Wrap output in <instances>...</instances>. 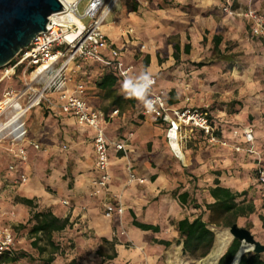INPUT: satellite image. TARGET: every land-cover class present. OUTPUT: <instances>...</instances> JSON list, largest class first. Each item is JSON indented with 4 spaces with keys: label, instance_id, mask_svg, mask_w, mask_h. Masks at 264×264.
Instances as JSON below:
<instances>
[{
    "label": "crops",
    "instance_id": "0c3cea01",
    "mask_svg": "<svg viewBox=\"0 0 264 264\" xmlns=\"http://www.w3.org/2000/svg\"><path fill=\"white\" fill-rule=\"evenodd\" d=\"M125 2L126 0L120 2L109 23L102 29L108 40L121 51L129 45L131 30L142 37H147L153 47L157 43L162 46L164 38L168 39L176 35L172 31L176 24L180 29V24L184 27L189 24L188 17H183L187 16L189 9L201 16L214 12L219 14L224 0H171L174 8L166 10V13L171 15L176 8L180 10L174 24L171 21L157 23L158 20L154 19L164 12L160 8H153L160 4V1L155 0L151 5V14H145L140 20L136 18L135 12H130L133 6L127 10ZM232 9L238 15L230 17L220 11L221 16L218 18L212 19L207 16L204 21L202 18L201 20L196 18L195 24L192 25L195 29L194 42L183 43L180 38L179 43L172 45V49L177 47V52L175 50L172 52L174 60L172 64H176L179 59L184 63L193 59L187 56L183 58L181 47L185 45L186 55L191 48L192 51L198 50L200 43L204 42L203 37L199 39V31L209 24L214 31V44L218 47L225 40V37H220L225 29L238 27V31L243 34L245 33L243 30L248 28V32L251 33L250 23L242 17L246 10H254L264 18V0H235ZM116 14L123 16L118 18ZM258 40L262 55L260 59L264 60V37H259ZM124 51L127 52L126 49ZM195 53L197 54V51L192 54ZM122 59L128 65L132 64L133 76H138L144 69L149 70L156 78L155 92L163 94L166 99V93L172 96L170 100L167 99L169 105L178 109H205L214 127L215 141H210L209 137L197 130L184 129L177 143L181 152L177 153L167 142L165 136L167 125L140 117L139 114L141 112L142 116L145 103L136 98H126L121 81H117L113 93L105 96L94 86L95 80L103 76L105 71L101 70L99 75L88 74L85 82L82 80L85 77L81 78L79 72H75L72 75L73 83L70 88L79 81L84 82L85 100L90 107L102 110L107 115H110L113 110H117L119 114L118 117L107 120L105 133L109 140L124 143L127 155L110 152L111 181L107 193L97 198L90 196L91 182L95 176L91 131L78 126L71 116L50 111L46 107L34 108L28 114L26 121L27 139L37 143L40 150L26 148V164L18 165L15 174L9 173L3 179L4 189H11L9 183H14L13 180L17 178V175L24 174L28 182L25 186H20L23 199L32 202L35 199L41 200V203L46 205L60 203L64 207L67 206V214L58 218L68 217L71 226L81 224L84 232H88L89 236L107 243L114 242V237L118 239L122 230L115 231L117 218L105 219L102 209L108 202L119 201L124 208L122 227L125 240L131 242L136 248L127 250L121 245L114 244L115 258L110 260L111 264H162L160 259L162 251L166 249L171 251L175 248L182 253V242L174 228L177 222L184 219L193 221L197 217H201L205 223L208 222L210 213L206 206L216 202L210 195L211 191L220 188L234 196L243 195L237 202L243 203L244 206L252 205L247 202L249 200L247 193L251 186L254 188L256 197H259L256 178L253 180L252 175L257 172L258 164L264 162V85H250L242 88L241 99L234 98L235 89L230 86L194 87L196 90L189 92L176 89V84L171 82L160 87V77H169L171 74L170 70L167 71L171 65L170 62L167 65L159 64L154 51L146 52L144 61L141 57L136 61L127 60L126 57ZM259 73L262 74V70ZM19 77L20 75L16 79ZM87 79H90L89 82ZM6 82L10 81H4L0 86V99L1 93L6 90V87L2 90L1 87ZM90 82L91 86L88 85ZM189 95L192 96L191 99ZM117 97H120L119 103L114 104ZM174 99L176 104H170V101ZM133 109L139 111L138 117L134 115ZM247 127L253 129V153L248 152L250 146L245 143L243 137V130ZM5 150L7 152V148ZM7 154L9 166L15 162L8 152ZM128 165L136 178L143 181L142 184L128 182L126 173ZM44 172H49L46 180ZM42 181L53 188L56 198L51 197L44 190ZM183 194L188 196L185 201L181 197ZM63 202L66 205H63ZM18 207L22 213L24 209L31 210L21 204ZM251 215L237 218V225L245 228L241 224ZM250 222H252L251 219ZM134 223L157 227L159 231L157 233L142 231L136 228ZM214 228L217 227L209 226L216 237ZM157 241L168 242L170 246L164 247L157 244ZM215 243L216 238L211 251Z\"/></svg>",
    "mask_w": 264,
    "mask_h": 264
},
{
    "label": "built area",
    "instance_id": "2783aa9c",
    "mask_svg": "<svg viewBox=\"0 0 264 264\" xmlns=\"http://www.w3.org/2000/svg\"><path fill=\"white\" fill-rule=\"evenodd\" d=\"M121 1L73 0L71 3L59 1L63 10L54 14L56 15L54 20L49 18L48 30L36 35L26 48L20 50L6 66L0 68V86L4 81L12 82L18 75L23 83L19 91L8 87L1 93L0 145L8 146L7 152L15 162L8 166V171L15 173L18 165L26 164L27 147L35 151L40 150L37 143L27 139L26 121L34 108L46 107L50 111L71 116L78 126L91 131L95 176L91 182L90 196L97 198L107 193L111 181L110 152L127 155L125 144L109 140L105 133L107 120L117 116L118 111L113 110L110 115H106L90 107L85 100V83L79 81L73 88H70V85L73 83L72 75L88 63H95L112 71L122 83L126 75L133 76V67L125 64L121 50L108 40L102 30L109 23ZM234 1L224 0L221 8L222 12L230 17L238 15L232 9ZM81 5L84 6L83 13L79 12ZM69 14L83 25L82 32L75 37L70 36L71 27H66L60 22L63 15ZM242 17L250 23L252 37H264V18L261 15L248 9ZM83 20L86 21L85 24ZM153 78L155 83L146 97L152 102V110L144 105L142 117L167 125L165 136L170 146L172 142L178 143L179 135L184 129L197 130L214 142V127L208 112L205 109H178L169 105L163 94L155 92L156 78ZM243 137L245 143L250 146L248 152L253 153V129L245 128ZM126 173L129 183H143L136 178L129 165L126 167ZM256 173L260 211L264 217V162L258 164ZM18 182L25 185L27 177L20 174ZM62 204L66 205L65 202ZM123 215L124 208L119 201L104 205L105 219L111 220L116 217L121 221ZM120 235L125 236V233L121 231ZM14 247L13 232L10 228L0 226V255L12 257Z\"/></svg>",
    "mask_w": 264,
    "mask_h": 264
},
{
    "label": "rangeland",
    "instance_id": "374dc122",
    "mask_svg": "<svg viewBox=\"0 0 264 264\" xmlns=\"http://www.w3.org/2000/svg\"><path fill=\"white\" fill-rule=\"evenodd\" d=\"M154 1L155 0H126L125 3L127 6V10L130 7L134 6L135 3L137 4L135 13L136 18L140 20L143 19L145 14H151V5ZM156 1H160V4L153 6V8H160L164 11L159 14V16L158 14H156V16L158 17H155L154 19L158 20L157 23H159V21H171V23L173 24L176 23V19H178L179 17L178 11L180 10L176 8L174 14L171 15H168V13H166V10L174 8L172 6L171 0ZM83 10L84 6L81 5L79 7V12L83 13ZM220 11L222 12V10H219V14H215L214 12L209 14L206 13L205 15L201 16L200 14L198 15L194 13L192 9H189L186 13L187 16H183L188 17L187 22H189V24H186L187 26L185 27L183 26V24H180L181 29L177 27V24L176 26L174 25L175 28H173L174 30L172 29V31H174V34L176 35H173L168 39L164 38V44L162 46L157 43L155 44V47H153L147 37H142L137 32L135 33L134 30H131L132 35L129 36V45L128 47L127 45L125 46L127 52L124 51L125 49L122 50V57H126L127 60L130 61H136L141 57L144 61L146 52L154 51V53L157 55L159 64L163 63L167 65L169 62L171 63L170 67L167 68V71L170 70L171 74L169 77H160V87H163V85L165 86L167 82H171L176 84V89H181L189 92L196 90L194 89V87L210 88L216 85L230 86L235 89V93L233 94L234 98L241 99L243 96L242 88L250 85H264V78H262L264 77V60L260 59L262 57L259 51L260 42L258 38L252 37L251 33L248 32V28H245L243 30L245 32L243 34L238 31V27L236 29L230 28L223 30L220 37H225V40L220 46L216 47V45L214 44L215 40L213 39L214 31L209 24L208 26H206L207 29L204 27L201 31H199V39L200 37H203L204 42L200 43V45L198 46V50L195 49L197 51V54L195 53L193 55L192 53L196 51H192L191 48V51L186 55L184 53L185 45L183 44V46L181 47V54H183V58L184 56H187V58L190 59L193 57V59H190L185 63L180 61L179 59L176 64H172L174 61L172 58V52L174 50L172 49V45H174L175 43H179L180 38L183 40V43H189L190 41L194 42L193 34L195 29L192 25L195 24V19L202 18V21H204L207 19V16H210L212 19L216 17L218 18V16H221ZM122 14L116 15L118 16V18H120V16H125V14ZM82 22L84 24L86 23L85 20H83ZM166 31L169 30L166 29ZM118 47L120 46L118 45ZM125 64L128 65L127 63ZM128 66L132 67V64L129 63ZM260 70H262V74L259 73ZM100 72L101 69L97 67V65H86L79 70L78 74L81 78L85 77L82 79L85 82L88 74L92 73L91 75H99ZM91 84V82L88 83L89 86H91ZM22 85V80L19 77L18 79H13L12 82L4 83V85L1 87V90L5 87L6 89L8 87H11L16 91H19ZM166 97L168 100L172 98V96H170V93H166ZM191 97L192 96L189 95L190 99ZM134 112V115L138 117L137 114L139 113V111L134 110ZM104 114L107 115V113ZM139 116L142 117L141 112ZM6 148L8 147L5 145H0V226L10 228V230L15 235L14 249L16 250V252L25 253L28 256V258L21 259L15 264H41L43 259H46L51 255L52 248L49 247L43 240L39 245L40 247H45L46 251L42 255H39L38 251L31 247L32 239H30L28 235L30 226H27L24 229H21L19 227L26 224L29 214H31V212L33 211H50L53 215L61 217L67 214V206L64 207L60 203H56L54 205H46L41 203V200L35 199L33 202V208L30 211L28 209H24L23 213L22 211H19V201L20 199H23V192L22 190H20V186H25L28 182V178L25 185H20L18 182L19 175H17V178L13 180L14 183H9L11 189H4L3 179H5L9 173L15 174L14 172L8 171L7 166L9 159L8 154L5 150ZM256 174V172L253 173V180L256 178ZM43 175L45 176L46 180L49 177V172H44ZM42 187L51 197L56 198L54 197L55 193L53 191V188L48 187L47 183H45L44 181H42ZM247 195L249 199L247 202L252 203L254 212L249 218H246V222H242L241 225L245 227L244 229L251 230L252 233L251 231L250 233L253 235L254 239L264 245V217H262L261 215L259 197H256L254 188L252 186L249 188ZM250 219L252 222H250ZM122 223V219L121 221L117 219L115 223L116 226L114 228L115 231L122 230L124 232ZM238 227L243 228L240 225ZM222 230L227 231L228 229L221 226L214 228L215 234L218 231ZM52 241L60 247V253L54 256L53 264H111L109 258L114 255V244H116L117 246L121 245L127 250H135L136 248L131 242L125 240V236H120V234L118 235V239L115 237L113 238L114 242L112 243H104L102 241H98L96 238L89 236L88 232H84L83 226H81V224H78L77 226L72 225L70 228H67L61 233L53 234ZM206 258L195 259L181 253L180 250L175 248L171 249V251L170 249H166L162 251V254L160 255L162 264H201V262L205 261Z\"/></svg>",
    "mask_w": 264,
    "mask_h": 264
},
{
    "label": "trees",
    "instance_id": "16d2710c",
    "mask_svg": "<svg viewBox=\"0 0 264 264\" xmlns=\"http://www.w3.org/2000/svg\"><path fill=\"white\" fill-rule=\"evenodd\" d=\"M136 9L137 4L135 3L132 11L130 12H136ZM174 50L177 52V47H174ZM186 52H188V47H186ZM88 64L90 66L97 65V67L105 71L103 76L98 77V79L95 80V88L102 91L105 96H109L111 93H113L115 91L114 88L117 84V81H119L114 73L110 70L108 71L107 69L102 68L98 64ZM119 100L120 97H117L114 101V104H118ZM170 104H176L175 99L171 100ZM210 195L216 202L212 205L206 206V209L210 213L207 223L203 222L201 217H197L193 221L184 219L174 225L175 231L182 242V253L195 259L206 258L213 247L215 236L214 233L209 229L210 225H214L216 227L221 226L228 229L230 226L236 223L237 218L251 215L254 212L253 205L249 204L244 206L242 205L243 203L237 202V200L243 195L234 196L229 191L220 188L211 191ZM181 197L183 201L188 198V196L185 194H183ZM19 202L21 205L31 209L33 208L32 201L20 199ZM27 226H30L28 235L30 239H32L31 247L37 250L39 255H42L46 251L45 247H40L39 245L43 240L49 247L52 248L51 255L46 259H43L41 264H53L54 256L60 253V247L52 241V235L55 233H61L67 228L71 227L68 217L61 219L53 215L50 211L33 212L26 221V224L21 225L19 228L24 229ZM134 226L142 231H152L154 233L159 231L157 227L145 226L138 223H134ZM102 242L107 243L106 241ZM156 243L164 247L170 246V243L164 241H157ZM240 246L241 244L237 240H233L217 264H231ZM247 252L248 249L243 244L237 258L232 264H237L239 256ZM25 258H28L25 253H17L16 250H14L12 257L0 255V262H5L6 264H15L19 260ZM114 258L115 255L110 257L109 260H113ZM239 264H264V254H245L241 257Z\"/></svg>",
    "mask_w": 264,
    "mask_h": 264
},
{
    "label": "water",
    "instance_id": "95a60500",
    "mask_svg": "<svg viewBox=\"0 0 264 264\" xmlns=\"http://www.w3.org/2000/svg\"><path fill=\"white\" fill-rule=\"evenodd\" d=\"M62 10L59 0H0V68L26 48L36 35L47 31L49 18ZM227 232L231 242L237 240L241 244L232 263L243 244L251 247L247 253L264 254V245L257 242L248 230L234 224ZM243 255L239 256L237 264Z\"/></svg>",
    "mask_w": 264,
    "mask_h": 264
},
{
    "label": "bare ground",
    "instance_id": "6f19581e",
    "mask_svg": "<svg viewBox=\"0 0 264 264\" xmlns=\"http://www.w3.org/2000/svg\"><path fill=\"white\" fill-rule=\"evenodd\" d=\"M61 2L67 1L71 3L73 0H59ZM56 18V15H52L50 17L51 20H54ZM62 24H64L66 27H71L72 32H71V37H75L78 34H80L83 30V25L80 23L77 19L72 17L70 14L69 15H63L60 21ZM171 148L175 152H181L180 148L177 143L172 142L171 143ZM216 243L211 251V253L207 256L206 260L201 262V264H216L218 259L223 255L225 252L228 244L231 241V236L228 234L226 230L218 231L216 233ZM245 247L248 249V251L251 249L250 246L244 244Z\"/></svg>",
    "mask_w": 264,
    "mask_h": 264
},
{
    "label": "clouds",
    "instance_id": "9594fccd",
    "mask_svg": "<svg viewBox=\"0 0 264 264\" xmlns=\"http://www.w3.org/2000/svg\"><path fill=\"white\" fill-rule=\"evenodd\" d=\"M154 83L153 74L144 69L138 76L126 75L122 83V89L126 94V98H136L143 101L146 107L152 110V102L147 100L146 97Z\"/></svg>",
    "mask_w": 264,
    "mask_h": 264
}]
</instances>
